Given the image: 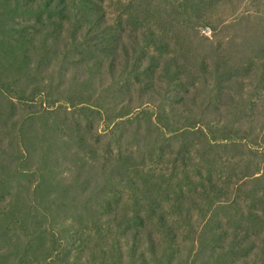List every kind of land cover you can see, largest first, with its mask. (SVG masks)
I'll return each mask as SVG.
<instances>
[{
	"label": "trees",
	"instance_id": "trees-1",
	"mask_svg": "<svg viewBox=\"0 0 264 264\" xmlns=\"http://www.w3.org/2000/svg\"><path fill=\"white\" fill-rule=\"evenodd\" d=\"M231 1L118 0L120 12L108 21L102 7L107 0H76L67 11L64 0H0V100L10 109L8 120L17 124L26 120L16 113L21 105L42 106V114L49 115L62 109V104L79 112L84 124L78 122L71 131L74 139L55 131L68 137L67 147L74 142L79 150L72 164L84 173L85 186L80 190L87 195L82 198L71 185L67 202L71 215L53 212L67 198L51 196L43 183V170L53 180L72 155L49 163L44 157L52 148L45 142L36 169L40 181L27 206L17 196L0 197L7 208L0 211V264H264V21L256 11L222 15L223 6ZM237 3L240 0H235L229 13ZM50 18L59 34L66 25L72 37L81 28L80 41L71 48H85L76 51L77 59L64 52V64L54 74L50 67L57 60L53 59L57 37L42 33L37 41L38 30L29 25L20 38L6 42L19 19L43 23L42 19ZM232 27H240L243 34L237 49L230 47L232 38L225 46L217 41ZM204 30L210 31L211 38L200 34ZM201 39L207 50L202 49ZM64 48L71 49L68 44ZM92 56L98 60L89 62ZM10 61V69L21 76L7 81L5 63ZM82 62L90 75L63 87L58 78L69 71L66 66L75 68ZM94 65L101 70L97 80L101 88L89 90L87 84L95 81L87 80L93 77ZM20 79L26 84L22 89L17 85ZM154 79L165 87L155 86ZM209 79L227 82L228 88H212ZM104 81L107 84L101 86ZM155 87L161 91H154ZM180 90L185 112L187 93H198L191 98L201 103L192 121L173 105L177 100L171 93ZM55 95L61 102L54 101ZM210 113L218 121L209 120ZM180 119L184 125L175 127ZM100 123L107 131L102 141ZM175 141L180 146L167 160L164 147ZM3 146L1 139L0 161L8 173L23 172L18 164L9 166L7 154L10 149L24 155L27 148L10 144L6 151ZM147 160L163 167L158 175V166L145 168ZM75 181L73 177L71 184ZM90 183L94 187L87 190ZM210 211L214 215L208 216ZM194 214L208 219L204 229L194 231L191 256L181 257L183 241H167L178 233L169 219L174 216L192 227ZM70 217L72 225L66 223ZM213 220L230 229L213 233ZM76 223L81 228L79 238H74L80 234ZM10 227L19 228L24 238L6 237L4 231ZM47 228L52 238H45Z\"/></svg>",
	"mask_w": 264,
	"mask_h": 264
},
{
	"label": "rangeland",
	"instance_id": "rangeland-1",
	"mask_svg": "<svg viewBox=\"0 0 264 264\" xmlns=\"http://www.w3.org/2000/svg\"><path fill=\"white\" fill-rule=\"evenodd\" d=\"M33 1H36V0H33ZM64 1L66 4V11H67L69 7L71 6V4L73 3V1H76V0H64ZM117 1L118 0H107L106 3H103V4L101 3L104 10H106V13H107L106 19L108 21H114L115 16L120 12V6L117 5ZM231 2L232 4L228 3L223 6V11L221 13L222 15L224 16L225 15L242 16L244 14L253 15L254 12L256 11L257 12L256 15L258 16L260 15L262 17V20L264 21V0H240V3H237L238 5L234 8L232 14L229 13V10L235 4V0H232ZM50 6H53V5H50ZM41 16L42 18H47L46 14H41ZM69 17H70V21H72L73 20L72 17L74 16L70 14ZM53 18L54 20L57 19L56 16H54ZM40 22H43V23H37V21H35L34 19H19V23L18 24L16 23V25L14 26V28L16 29V32L15 33L11 32L7 36L8 39H6V42L10 43L11 38L12 39L20 38L25 33V31L30 29L27 27L29 25H33L34 28L38 30L37 33L39 34H37L35 37L37 41L41 40L42 35L40 34L42 33H47V36L51 39H54L55 37H57V40L55 41V48H54V52H56V56L53 57V59L57 58V60L53 62L52 66L50 67L51 74H54L57 72V69L59 68V66L61 64H64V57L62 55L64 52H68L69 53L68 56L70 58L72 57L74 59H77L80 57V55L77 54L76 51H81V50L85 51V48H75V47L71 48L72 45L80 41L81 28L76 30L75 34L72 37L70 34L72 32V29L68 25H66L65 29L59 34L57 33V30H58L57 25L56 24L53 25L51 23L52 18H50L49 20L42 19V21ZM200 34L206 38H211V33L209 30L201 31ZM241 36L243 37L240 27H232L228 31L222 32L221 35H219V38L217 39V41L220 42L221 46H225L227 42L230 41L228 38H232L233 44L230 47L232 49H237L238 45L236 44L237 42L241 41L242 39ZM64 44H68V48H71V49L66 50L64 48ZM200 44H201L202 49L207 50V47H206L207 44L205 40L201 39ZM229 45L230 44H228L226 47H229ZM233 51L239 52L236 50H233ZM97 60L98 59L95 56H92L89 58V62H92V61L96 62ZM5 65H6V70L4 74L6 76L7 81L18 79L19 76H21V73H18L10 69V67L13 66L11 61L8 63V65L6 63ZM66 67L68 68L69 71L68 72L64 71V75L58 78V82L63 83L62 84L63 87H67V86L70 87L72 86L73 83L80 82L82 81V78L83 79L87 78L90 75V73L85 69L83 62L79 65H76L75 68H73L71 65H68ZM92 72H93V77H90L87 80H95V81H92L91 83L87 84V86H90L89 90H93L91 87H98L97 80L100 78V75H101V70L98 68V65H94ZM157 78L158 77H156V79ZM156 79H154V85L161 86L164 88L165 84L160 83L161 80L159 81ZM191 81L192 80L189 79L186 81V83L189 84ZM208 83L212 88H217V87L225 88V89L228 88L227 82L216 83L212 79H209ZM106 84H107V81H104L101 83V86H105ZM17 85L20 89L26 86L25 82L21 79L18 80ZM98 88L100 89L101 87H98ZM153 90L156 92L161 91L160 89L156 87ZM77 94L78 92L76 89L74 90L73 97L77 98ZM187 94L189 96H187L185 100V103H186L185 109L188 112H185L183 110L184 102L181 103L182 98L184 97L183 91L180 90V92L171 93L173 98L177 100V102L173 103V105L178 107V110H179L178 113L182 111L184 114H180V115L188 117L192 121L194 118L197 117V114H198L197 109L201 103L199 99H194L193 101L191 100L192 96L198 93H194V91L191 90L190 93H187ZM11 97L13 96L11 95ZM54 98L57 99V100L54 99V101L61 102L62 100L61 97L57 95H55ZM127 99L128 97H125V99H122V100H127ZM146 99L148 98L146 97L140 100L146 101ZM133 102L134 104H136L138 101L133 100ZM0 103H1L0 106L2 107L1 108L2 117H0V138L4 142L3 149L7 151V147H9L10 144L12 146H16L17 144H19L27 148L26 149L27 153L24 155L16 154L15 151H11L10 149L7 154L8 155L7 157L9 159V166L13 167L18 164V166H20L21 169H24L23 172L8 173L6 169V165L3 163V161H0V197L4 196L5 194H8L9 196L11 195V197L13 196V198L14 196H17L18 201L20 203H23V207L27 206L28 198L32 197L33 189L35 186L39 184V181H40V178L36 172L37 171L36 169L40 167V162H41V159L43 158V155L40 152V148L45 145V142H47L49 147L52 148V153L48 155L47 157H44L45 161L47 160L50 163V162H53V160L56 157L64 158L66 156L72 155V159H71L72 161L71 160L63 161V164H68V165L61 166L60 164L61 169L55 174V177L53 180L49 177L46 169L43 170V174L44 176H46L44 177L46 181H43V183L45 182L47 184L46 186L48 187V190L50 191L51 196L55 197L57 200H61V195H63L64 198H67L66 201L61 204V207H59L58 209H53V212L55 211L58 214V216H63L64 214L71 215V207L67 203L70 200L71 185L73 186V191L78 192L82 198H85V197L87 198V195L86 196L81 195L82 191L80 190L81 185H82V188H84L85 186L84 173L79 171V169L76 168V165L72 164L73 161L76 159L75 156L79 153V150L76 148V145L74 144V142L72 144V147H67L68 145H71V141L68 140L67 136H69L71 140L75 138L74 134L71 135V131L72 130L74 131L77 128V123L81 121L82 116L80 115L79 112H76L75 110H71L67 108V106L65 107L64 104H62V109L57 111L55 114H51V115L42 114V108H43L42 106H39V105L22 106L21 105L16 110V113L18 112L20 116L26 118V120L22 124H17L15 121L8 120L11 114L7 115L10 112V109L7 106V104L1 100H0ZM120 104L121 103L119 100L118 101L119 107H120ZM36 112H39L40 114L34 116V113ZM207 117L209 118V120L213 122L218 121V118L213 113L208 114ZM181 121L176 123L174 126L175 127L183 126L184 125L183 120ZM81 123L83 125L84 121H81ZM111 123H115V125H117L118 121H111ZM104 127L105 126L102 123L98 125V130H99L98 134L100 136L101 141L105 139L104 134L107 132ZM55 130H61L65 132L67 136H63L60 132L55 131ZM19 132L22 133L23 137H20ZM69 133L71 136L69 135ZM1 139H0V142H1ZM179 146L180 145H178L176 141L169 143L168 147H164L163 156L167 160L169 159L171 160L172 156L170 155V152L176 151V148H179ZM187 149L193 150L194 148L187 147ZM22 152L24 153V151ZM155 164H159V163H156V162L151 163L150 161L147 160L145 168L146 169L150 168V170H153L155 167L158 166L157 171H155V174L158 175L159 174L158 170L163 169V167L159 165L152 166ZM188 169H190V167H186L184 170H188ZM231 173L232 172L228 173V175H230ZM182 176H184V173L182 174ZM73 177H75L76 181L73 184H71ZM92 187H94V184L90 183L87 190H90ZM182 190H184V188ZM176 192L178 194L185 195L184 193L180 191H176ZM120 197L125 198V195H123V197L120 195ZM161 200L163 204H165L163 196L161 197ZM118 203H120V201L117 203L112 202V204H116V205ZM6 209H7L6 203L0 200V211L5 212ZM88 212H89V207H88ZM210 215L211 216L214 215V211H210L208 213V216ZM215 218H216V215H215ZM71 219L72 217L68 218L66 220V223L72 225ZM169 220L171 221V224L174 225L173 232L177 231L178 233H175L176 236L172 235L174 239H168L167 241L174 243V242H179L180 240H182L183 244L179 246L181 248V251H180L181 257L187 256V255L191 256L192 249L190 247L189 242L195 236L194 231H198V229L199 230L204 229L205 226L204 227L202 226L204 225L206 221L204 222L203 219L199 218V214H194V218L192 222L193 228H192V227H185L184 223L177 220V218L174 216H172L171 219ZM53 224L55 223L53 222ZM229 225L231 226V223H229ZM78 226H79L78 223H76L75 224V227L77 228L76 234L79 231H80V234L74 236V238H79L78 236H82L81 228H79ZM210 226L213 229L212 231L213 233H215V230L219 232H223L224 230H226V228H228V227L225 228L224 224H222L221 226H219L218 224H215L214 220ZM181 230H183V234H184L183 237L180 236V234L182 233L180 232ZM50 231L51 229L47 228V232L45 233V238H52V235H50ZM54 231L55 230L53 229V232ZM21 232L22 231L19 228L15 229L13 227H10V230L4 231V235L8 238H14V237L24 238V235H23L24 233L22 234V237H21ZM105 235L109 236V233H105ZM131 239H134V238H131ZM144 239H147V238H144ZM252 239H255V238H252ZM256 244L260 245L258 241H256Z\"/></svg>",
	"mask_w": 264,
	"mask_h": 264
}]
</instances>
